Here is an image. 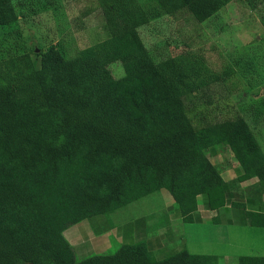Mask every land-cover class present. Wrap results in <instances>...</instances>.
<instances>
[{"label": "trees", "instance_id": "obj_1", "mask_svg": "<svg viewBox=\"0 0 264 264\" xmlns=\"http://www.w3.org/2000/svg\"><path fill=\"white\" fill-rule=\"evenodd\" d=\"M155 1L202 21L229 0ZM96 3L108 37L69 59L49 49L40 70L26 54L0 64V264H210L185 249L156 260L143 242L76 259L62 235L154 190L175 202L201 195L216 207L235 182H264V155L245 119H208L202 101L187 105L205 84L200 60L180 53L154 62L136 30L147 22L138 0ZM15 17L0 0V24ZM113 61L120 78L107 68ZM232 75L225 65L212 79ZM221 141L242 170L228 181L206 155Z\"/></svg>", "mask_w": 264, "mask_h": 264}, {"label": "rangeland", "instance_id": "obj_2", "mask_svg": "<svg viewBox=\"0 0 264 264\" xmlns=\"http://www.w3.org/2000/svg\"><path fill=\"white\" fill-rule=\"evenodd\" d=\"M138 2L147 13V22L136 30L154 62L189 53L203 66V89L195 97H185L187 105L202 101L208 119L241 115L264 155V113L258 112L260 101H264V0H229L202 21L196 20L185 6L164 13L155 0ZM10 3L15 20L0 24L3 65L26 54L35 69L40 70V59L49 49H56L64 59H69L81 48L109 35L96 0H10ZM225 65L233 69L234 75L224 82H215L212 78ZM107 68L114 78L123 76L119 61L109 63ZM192 80L190 84L194 83ZM256 114L259 118L254 120ZM213 148L212 152L206 150V155L217 171L234 164L225 141ZM109 242L110 246H99L92 253H111L120 244L111 238Z\"/></svg>", "mask_w": 264, "mask_h": 264}, {"label": "crops", "instance_id": "obj_3", "mask_svg": "<svg viewBox=\"0 0 264 264\" xmlns=\"http://www.w3.org/2000/svg\"><path fill=\"white\" fill-rule=\"evenodd\" d=\"M233 162L218 170L224 181L242 174ZM62 235L80 258L99 246H110L111 238L118 244L143 242L156 260L185 249L209 256L210 264H264V182L256 177L235 182L216 207L201 195L175 202L164 189L154 190L77 221Z\"/></svg>", "mask_w": 264, "mask_h": 264}]
</instances>
